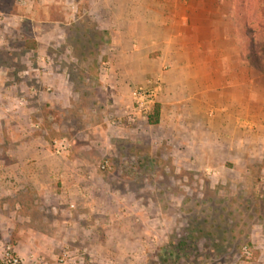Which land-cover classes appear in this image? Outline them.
I'll list each match as a JSON object with an SVG mask.
<instances>
[{"label":"rangeland","instance_id":"374dc122","mask_svg":"<svg viewBox=\"0 0 264 264\" xmlns=\"http://www.w3.org/2000/svg\"><path fill=\"white\" fill-rule=\"evenodd\" d=\"M99 6L0 0V179L6 125L57 172L34 207L0 208L25 232L0 264L8 248L22 264H264V112L244 146L178 159L161 129L125 121L133 91L114 88Z\"/></svg>","mask_w":264,"mask_h":264},{"label":"crops","instance_id":"0c3cea01","mask_svg":"<svg viewBox=\"0 0 264 264\" xmlns=\"http://www.w3.org/2000/svg\"><path fill=\"white\" fill-rule=\"evenodd\" d=\"M239 1L99 0L98 16L112 23L104 31L115 49L114 88L126 95L159 80L161 114L154 127L180 160H215L220 145L244 146L251 125L261 122L264 72L246 57ZM257 1L264 19V0ZM6 127L9 180L0 179V208L27 210L43 199L45 180L57 172L49 160V166L42 162L39 138ZM14 218L0 216V245L25 234Z\"/></svg>","mask_w":264,"mask_h":264},{"label":"trees","instance_id":"16d2710c","mask_svg":"<svg viewBox=\"0 0 264 264\" xmlns=\"http://www.w3.org/2000/svg\"><path fill=\"white\" fill-rule=\"evenodd\" d=\"M257 0H240L239 12L243 25L245 53L251 65L264 72V19L257 9ZM161 105L156 104L147 118L149 125L160 122Z\"/></svg>","mask_w":264,"mask_h":264},{"label":"built area","instance_id":"2783aa9c","mask_svg":"<svg viewBox=\"0 0 264 264\" xmlns=\"http://www.w3.org/2000/svg\"><path fill=\"white\" fill-rule=\"evenodd\" d=\"M161 92L162 86L159 80L150 81L147 85L134 88L132 116L125 121L129 125H135L139 117L147 119L153 107L158 104ZM3 262L4 264H22L21 259L14 255L10 248L6 250Z\"/></svg>","mask_w":264,"mask_h":264}]
</instances>
